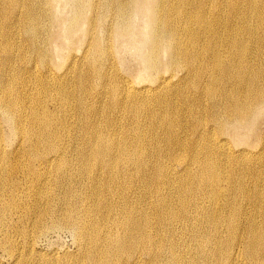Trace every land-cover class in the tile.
Returning <instances> with one entry per match:
<instances>
[{
	"label": "rangeland",
	"instance_id": "1",
	"mask_svg": "<svg viewBox=\"0 0 264 264\" xmlns=\"http://www.w3.org/2000/svg\"><path fill=\"white\" fill-rule=\"evenodd\" d=\"M105 1L16 0L14 7L11 0H0V89H7L5 93L9 100L16 99V106L21 110L30 106L35 107L37 112L43 110L45 113H55L53 121L58 124L55 133L69 138L58 162L61 169L54 174V165L59 157L55 158L54 163H48L46 145L35 143V140L19 133L15 135L22 120L0 117V169L4 171L0 174V264H102L90 258L86 248L78 246L79 240L74 233V226L82 219L79 214L84 205L95 208L93 218L86 223L94 224L102 232L105 225H109L111 221L114 223L116 216L132 218L137 232H140V227L146 231L148 241L141 237L140 242L132 246L130 254L139 253L142 249L157 253L156 250L160 247V254H168L174 248L175 254L182 259L180 264H224L225 258L221 255L219 257V254V261L213 262L210 254L199 252L198 246L208 250L211 245L206 244L207 242L201 245L200 240L194 236L196 229H205L208 224L202 217L191 219L190 215L194 211L190 212L189 221L182 220L185 224L173 223L171 233L156 224L159 212L152 209L156 189L166 188V200L169 201V210L173 212V220L181 217L175 192L178 174L168 186H161L155 182V169H149L137 174L144 175L138 182L136 178H130L135 173L133 167L121 168L120 164L125 161V157L119 152L117 168L120 175L117 178L112 180L105 173L107 161L98 156L91 168L90 178L84 181L87 178V160L84 161V158L90 151L85 138L97 124L101 135L108 137L115 128L114 118H118V114L132 128L134 116L129 115L132 96L121 99L120 92L122 83L127 82L138 98V90L149 88L152 98L150 102L137 98L135 100L138 102V111L141 110L139 122L144 133V149L146 153L153 155L162 154L160 161L163 165L173 164L172 161L177 156H187L186 153L193 150L195 141L202 147L209 135L211 139H221L231 150L233 157L245 152L246 156L252 158L264 144V111L256 115L261 103L256 105L257 102H251L248 105L249 98L238 80L212 86L207 73V77L195 81L194 91L190 73L184 76L180 72H176L171 78L172 82H168L164 92H159L163 98L153 102V97L157 96L155 90L158 79L168 80L172 71L167 66L169 52L163 45L157 50L154 67L147 68L143 64L150 52L151 43L147 22L159 1L122 0V11L128 24L124 29L118 28L113 6H105ZM262 5L258 1L252 6L255 14L260 13ZM204 7L200 0H189L185 4H180L179 0H166L161 8L173 25L187 26L193 19L198 28L201 22L197 19H200L208 21L215 29L216 23L203 17V11L200 10ZM238 7L244 10L247 5ZM25 10L38 21V34L31 43L36 49L42 50L44 62H40L39 55L31 51V43L22 29ZM173 13L177 15L172 16ZM223 16L229 19V9H226ZM257 22L259 18L254 15L250 30L260 34ZM17 25H20V29ZM132 42L136 43L133 45L136 49L131 51L129 48ZM12 43L14 46L19 45L22 53L15 59L10 58L8 62L2 54V48L12 46ZM98 46L103 48L101 53ZM249 48L250 51L257 50L253 39H249ZM224 51L225 49L221 53L224 54ZM103 52H106L104 56ZM239 56L236 53L232 55L233 63L238 62L236 59ZM249 58L250 55H247V60ZM21 59L24 60L23 63ZM206 59L208 63V58ZM258 64L259 60L256 59L251 63L252 67H257ZM25 65L26 68L23 67ZM45 67L49 70L46 71ZM64 70L67 74L63 79L70 80L62 83L58 79H61ZM26 87L30 90L26 91ZM115 87L118 91L113 90ZM208 88L210 89L206 92L201 91L200 95L196 92ZM211 90L216 92L213 99L209 97ZM99 91H102L101 96L94 98ZM233 91L239 92V97L235 100L241 112L237 114L230 113L229 94ZM58 93L62 94L67 111L61 109L63 107L56 109L53 106L52 101H56ZM247 108L251 109L250 113L244 117L239 116ZM27 110L22 113L26 119L25 124H28L30 117ZM234 119L240 121V127L231 126L234 124L237 127ZM201 122H204L201 126L203 130L209 133L199 136L197 134H200L202 128L198 125ZM174 129L181 131L179 138L186 137L181 139L184 143L174 139ZM115 136L119 137V134ZM153 139L157 141L154 142ZM179 144L184 145L182 151L177 148ZM227 157L231 159L230 165L234 166L236 159ZM262 160L264 162V154ZM257 161L238 168L243 197L239 209L241 220L249 221L255 216L256 223L261 227L264 215L262 209L257 212V207L260 205L262 208L264 202L261 198L254 200L251 196L254 192L260 194L263 191L264 171L259 173L263 183L258 187H255L257 174L243 172L245 168H256ZM64 171L71 174L66 176ZM226 176L223 173V177ZM197 195L202 199L207 198L200 193ZM133 209L140 214H135ZM203 209L207 210L205 207ZM143 211L146 213L141 214ZM221 212L224 216L227 215L225 207H222ZM148 224L150 227L147 228ZM220 231L223 235L225 229ZM239 233L238 230L237 234ZM95 237L99 242L106 238L104 234ZM107 246L108 241L104 240L101 247ZM13 254L15 257H12ZM125 255L127 253L119 254V251L112 250L106 264H114ZM140 259L144 263L140 261L137 264H148L144 255ZM121 260L123 264L131 263L128 259ZM158 264L172 262L165 259Z\"/></svg>",
	"mask_w": 264,
	"mask_h": 264
},
{
	"label": "bare ground",
	"instance_id": "2",
	"mask_svg": "<svg viewBox=\"0 0 264 264\" xmlns=\"http://www.w3.org/2000/svg\"><path fill=\"white\" fill-rule=\"evenodd\" d=\"M11 1L14 7H16V0ZM158 1L156 10L151 14L147 22L150 28L149 38H151V43L149 46L150 52L145 57V63L143 61V64L147 68L154 67L157 62V50L159 46L163 45L164 49L169 52L167 66L172 71L168 80L158 79L155 90L157 96L153 97V102L163 98L159 92H164L163 90L167 89L168 82H172L171 78L176 72H180L184 76L190 73L189 75H191L193 81L192 89L194 91L195 81L199 78L207 77L208 73L210 77L209 84L211 83L212 86L215 84L223 85L225 82L230 83L238 80L242 84L241 87H244V94L249 98L247 100L248 105L251 102H257L256 105L261 103L256 115L262 113L264 111V0H200L205 6L204 9L200 10L203 11V17L210 18L216 23L215 29L208 21H201L200 19H197L199 23L201 22L198 28L193 19H191L187 26L173 25L172 20H169L168 15L164 14L161 8L166 0ZM179 1L180 4H185L189 0ZM258 1L263 3V5L261 6L260 13L255 14L252 6ZM243 4L247 5V8L240 10L238 5ZM227 5H229V8ZM105 6H113L119 29L128 27L125 20L126 15L122 11L124 6L122 0H106ZM226 9H229V19H225L223 16ZM78 15L80 14L78 13ZM173 15L177 14L173 13ZM254 15L259 18L256 26L259 28L260 34H256L250 30V24L254 19ZM24 17L25 22L22 24V29L31 43V40H35L38 34L36 27L38 21L31 17L26 10L24 11ZM17 26L20 29V25ZM223 27L224 30H222ZM249 39H253L254 43L257 44L256 52L250 51ZM134 44L136 45L135 42H132L130 45L129 49L131 51L136 49L133 46ZM30 49L39 55L38 59L40 62H44L42 50L36 49L32 43ZM98 49L100 53L103 50L101 46H98ZM223 49H225L224 54L221 53ZM85 51L87 52V47ZM21 53L22 49L20 46H14V43H12V46L2 48V54L8 62L10 58L15 59ZM105 53L103 52L102 55L104 56ZM234 53L240 55L236 59L238 61L237 63H233L232 61V55ZM106 55L108 57V53ZM247 55H250L249 60H247ZM206 58H208V63ZM22 59H24V56ZM255 59L259 60V64L257 67H252L251 63ZM23 61L21 62L23 63ZM26 66L23 67L26 68ZM45 70L48 71L49 68L45 67ZM66 74L67 71L64 70L61 79L59 78L58 81L62 83L69 81L70 79H63V76ZM210 88L201 89L196 92L200 95L201 91L206 92ZM25 90H30V88L26 87ZM113 90L118 91L117 87ZM138 91H140V98L137 97V93H135V90L127 82L122 83L120 89L122 94L121 99H128L132 96V102L129 106V115L130 117L134 116L132 119V128L124 123L120 114H118V118H114L115 128L108 137L101 135V129L97 127V124L89 132V136L85 138V144L90 151L87 152L84 158V161L87 160V171L85 172L87 178H84V181L90 178L91 168L98 156L105 158L107 161L105 173L107 172V175H110L112 180L117 178L120 175V171L117 168L120 153L125 157V161L120 164L121 168L133 167L135 173L131 174L130 178H136L138 182L141 181L144 175L137 174L147 172L149 169H155V182L161 186H168L173 181L174 176L178 174L179 181L175 192L178 197L176 202L177 205L179 204L181 217L173 220V212L169 210V201L166 200V193H168L165 190L166 188L156 189V198L152 206L154 211L159 212L156 224L163 226L166 232L171 233L173 231V223L185 224L183 222L184 219L189 221L190 218L202 217V220L208 223L206 225L207 228L196 229L194 236L200 240L201 245L207 242L206 244L209 243L211 246L208 250L198 246L201 254H210L213 262L215 260L219 261L221 255L225 258L224 264H264V218L261 227L256 223L255 216L249 221L247 219L241 220L239 206L243 197L242 181L238 169L248 162L254 163L258 160L256 168H245L243 172L250 175L257 174L255 187L262 184L263 179L259 173L264 171V162L262 160L264 144L259 152L253 154L254 156L252 158L248 155L246 156L245 152L233 157L231 150L227 148L221 139H211L209 135L202 147L195 141L193 150L186 153L187 156L184 158L177 156L172 161L173 164L165 163L163 165L160 161V157L163 156L162 154L153 155L149 152L146 153L144 149V133L139 122L141 110L138 111V102L135 98L143 102H150L152 98L149 94V88L144 87ZM5 92H7V89L5 91L4 87L0 89V117L22 120L15 135L19 133V135L35 140V143L46 145L45 149L47 150L48 163H54L55 158L59 157L54 165V174L58 173L61 169V164L58 162L61 159V155L66 148L69 138L66 135L62 136V134L58 135V133H55L58 124L54 123L53 116L56 114L48 113V111L45 113L43 110L37 112L35 107L30 106H25L21 110L16 106L17 100L10 101ZM101 94L102 91H99L93 97L99 98ZM209 97L211 99L215 98L216 92L211 90ZM237 97H239V92L233 91L229 94L231 114L241 112L235 100ZM52 104L56 109L63 107L61 109L67 111L64 98L60 93L56 94V101H52ZM26 109H28L27 112L30 114L28 124H25L26 119L22 115ZM250 110V108H247L239 116H247ZM151 113H155V111H151ZM233 121L237 124V127L234 124L231 125L233 128L240 127L238 125L240 121L237 119ZM203 123L201 122L198 126L201 127ZM201 128L200 134L197 135L200 136L209 133L203 130V127ZM197 131L198 129L196 127L195 132ZM173 133L176 141L180 140L181 143L185 142L181 140L185 139V136L179 138V134L181 133L179 129L177 131L174 129ZM115 134H119V137H116ZM49 138L51 141L48 143ZM236 138V140H239V137ZM153 140L154 142L157 141L156 139ZM177 148L179 151H182L184 145L179 144ZM227 156L236 159L234 166L230 165L231 159ZM3 172V169H0V174ZM63 173L66 176L71 174V172L66 171ZM223 173L227 176L223 177ZM1 182L2 180L0 179V184ZM228 190L229 193H227ZM198 193L207 198H199ZM251 197L254 200L261 198L264 202V189L260 194L254 192ZM89 202L91 204L93 203L91 200ZM203 207L207 210H204ZM222 207L227 209V215L225 216L221 212ZM261 209L264 215V206L261 208L259 205L257 212ZM192 211H194V214L190 215L189 218V214ZM133 212L140 214L135 209H133ZM145 213L143 211L141 214ZM94 214V207L84 205L82 213L79 214L82 219H80L79 224L74 226V233L79 240L78 246L83 249L86 248L90 258L106 264L108 255L114 250L119 251V254L127 253L121 259L131 260L130 264H137L140 261L144 263L140 259L142 255L147 258L148 264H158L165 259H169L172 264H180L179 262L182 259L175 254L174 248L168 254H160L162 247L156 250L157 253L142 249L139 253L132 252L130 254L132 246L138 244L141 237H143V240L148 241L149 236L146 231L141 230L140 227V232H137L135 230V221L132 218H119L112 213L113 216H116L114 217V223L111 221L109 225H105V229L102 232L94 224L86 223L93 218ZM167 217L169 218L166 219ZM148 227H150L149 224L147 225ZM221 229H225L223 235L221 234ZM238 230L240 231L239 235L237 234ZM147 231L150 233V230ZM100 234H104V238L106 237L104 240L108 241L107 247H101L104 244V240L99 242V239L95 237L96 235L100 237ZM218 254L219 257H217ZM14 255L12 257H15ZM121 259L114 264H123Z\"/></svg>",
	"mask_w": 264,
	"mask_h": 264
}]
</instances>
